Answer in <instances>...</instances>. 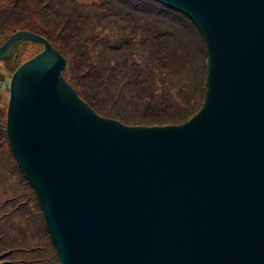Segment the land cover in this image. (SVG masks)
Listing matches in <instances>:
<instances>
[{"label": "water", "instance_id": "1", "mask_svg": "<svg viewBox=\"0 0 264 264\" xmlns=\"http://www.w3.org/2000/svg\"><path fill=\"white\" fill-rule=\"evenodd\" d=\"M206 43V92L187 119L128 124L66 79L65 55L16 29L6 132L60 264H264V0H160Z\"/></svg>", "mask_w": 264, "mask_h": 264}, {"label": "trees", "instance_id": "2", "mask_svg": "<svg viewBox=\"0 0 264 264\" xmlns=\"http://www.w3.org/2000/svg\"><path fill=\"white\" fill-rule=\"evenodd\" d=\"M19 28L44 35L65 55L64 76L101 115L178 123L205 97L203 34L160 0H0V43ZM33 46L35 53L43 43L26 40L3 60L0 81ZM6 107L0 92V264H60L36 191L10 148Z\"/></svg>", "mask_w": 264, "mask_h": 264}, {"label": "rangeland", "instance_id": "3", "mask_svg": "<svg viewBox=\"0 0 264 264\" xmlns=\"http://www.w3.org/2000/svg\"><path fill=\"white\" fill-rule=\"evenodd\" d=\"M84 1H91V0H84ZM36 49V46H33L31 47L29 50H28V53H26L27 55H31ZM0 65L4 66V61L3 60H0ZM10 73H8V80H9V77H10ZM2 93V100L3 102H7V99H8V87L5 88V90L2 89L1 91Z\"/></svg>", "mask_w": 264, "mask_h": 264}, {"label": "built area", "instance_id": "4", "mask_svg": "<svg viewBox=\"0 0 264 264\" xmlns=\"http://www.w3.org/2000/svg\"><path fill=\"white\" fill-rule=\"evenodd\" d=\"M8 85V80L7 78H4L0 81V92L2 91V89L6 88Z\"/></svg>", "mask_w": 264, "mask_h": 264}]
</instances>
